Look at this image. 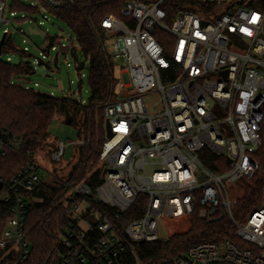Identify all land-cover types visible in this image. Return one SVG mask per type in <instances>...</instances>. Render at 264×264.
<instances>
[{
	"label": "built area",
	"instance_id": "2783aa9c",
	"mask_svg": "<svg viewBox=\"0 0 264 264\" xmlns=\"http://www.w3.org/2000/svg\"><path fill=\"white\" fill-rule=\"evenodd\" d=\"M78 1L0 0L2 52L13 39V22L32 24L44 12ZM147 1L128 0L121 17L102 22L107 42L113 39L107 50L121 69L123 91L104 105L112 135L106 133L100 154L101 184L95 193L86 182L68 185L63 202L72 223L61 235L66 253L57 264H121L131 243L167 240L164 221L191 215L229 220L239 243L202 242L164 264H264V196L261 207L240 222L233 193L260 170L257 156L264 146V0H194L196 12L172 16L163 7L172 0ZM15 5L38 12H20ZM21 52L33 59L21 62L34 72L35 64L49 61L46 52L30 57L27 46ZM21 82L33 88L30 80ZM152 95L158 103H148ZM9 150L0 139V165ZM63 154L64 145L52 153L53 162ZM219 158L227 169L218 173L210 164L223 169ZM45 173L40 160L30 158L10 180L0 179V214H8L0 264H24L30 255L27 195ZM138 205L140 217L123 224Z\"/></svg>",
	"mask_w": 264,
	"mask_h": 264
},
{
	"label": "trees",
	"instance_id": "16d2710c",
	"mask_svg": "<svg viewBox=\"0 0 264 264\" xmlns=\"http://www.w3.org/2000/svg\"><path fill=\"white\" fill-rule=\"evenodd\" d=\"M128 0H79L74 6L50 13L63 22L73 33L80 50L90 65L91 97L88 103L73 97H56L26 89L21 82L34 74L29 62L19 64L0 60V139L10 150L0 165V179L7 182L22 170L30 158L38 159V152L46 151L49 131L57 116L78 129L79 159L66 175L43 174L40 183L27 196L28 205L26 231L30 242V255L24 264H57L59 254L66 253L61 246V235L70 228L72 218L64 205L69 186L82 182L93 193L103 180L104 169L100 154L106 136L104 105L116 97L119 80L115 76V63L107 50L108 36L102 27L103 20L111 15L121 17V11ZM149 2L147 0H144ZM194 0H172L163 7L172 16L178 11H193ZM20 12L36 13L35 9L15 5ZM16 53L13 39L8 38L4 52ZM260 170L252 179H243L238 189L241 192L235 206V216L243 222L261 207L264 196V146L257 156ZM220 159V158H219ZM223 169L210 164L215 172ZM216 160V159H215ZM239 192V191H238ZM136 206L123 219V224L142 214ZM8 214H0V236L4 231ZM167 240L153 243H131L123 254L121 264H135L130 251L135 252L142 264H164L184 255L189 248L202 242L222 243L232 240L239 243L236 228L227 219L206 222L197 215L165 220Z\"/></svg>",
	"mask_w": 264,
	"mask_h": 264
},
{
	"label": "rangeland",
	"instance_id": "374dc122",
	"mask_svg": "<svg viewBox=\"0 0 264 264\" xmlns=\"http://www.w3.org/2000/svg\"><path fill=\"white\" fill-rule=\"evenodd\" d=\"M47 15L49 21L44 20ZM20 24L13 22L11 27L14 39L16 53L4 52L1 55L2 60L11 58L13 64H19L21 61H31L24 57L21 50L27 46L31 54L40 57L41 53L46 52L48 59L45 65L35 64L36 71L29 78L31 85L37 91L51 94L56 97H73L81 102L88 103L91 97L90 87V65L84 53L80 50L76 38L71 30L59 19L54 17L49 11L44 12L32 24ZM3 37V30L0 31ZM27 39L25 45L23 40ZM111 42L113 39L110 40ZM107 42L106 46H109ZM60 45H72L69 53L60 52ZM53 47L57 49L53 50ZM121 65V63H118ZM115 76L119 80L116 92L121 94L123 91L122 83L124 77L121 74L120 67L115 68ZM35 84H38L35 87ZM150 104L158 103L159 98L155 95L147 97ZM78 129L67 122L64 117L57 116L50 128L48 147L46 151L38 152L35 156L40 160L44 171H49L52 175L63 176L68 173L73 165L79 159L80 139ZM64 145V154L61 162H53L52 153L61 151ZM235 197H240L241 192L233 191Z\"/></svg>",
	"mask_w": 264,
	"mask_h": 264
},
{
	"label": "water",
	"instance_id": "95a60500",
	"mask_svg": "<svg viewBox=\"0 0 264 264\" xmlns=\"http://www.w3.org/2000/svg\"><path fill=\"white\" fill-rule=\"evenodd\" d=\"M5 42H6V35H4V37L2 38V40L0 42V56L2 55V48L5 44ZM61 52L64 54L69 53V46H61ZM30 57H33V55L31 54ZM40 65H42V63ZM69 123L71 124V121H69ZM106 133H107L108 137H111L112 133H111L109 122L106 123ZM229 162H231V161H229ZM2 187H3V183L0 182V190L2 189ZM96 201L99 202L98 199ZM161 238L166 239V233H165L163 227L161 228Z\"/></svg>",
	"mask_w": 264,
	"mask_h": 264
}]
</instances>
